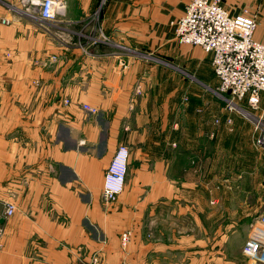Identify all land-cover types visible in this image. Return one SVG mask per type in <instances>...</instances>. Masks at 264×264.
<instances>
[{
  "label": "crops",
  "instance_id": "obj_1",
  "mask_svg": "<svg viewBox=\"0 0 264 264\" xmlns=\"http://www.w3.org/2000/svg\"><path fill=\"white\" fill-rule=\"evenodd\" d=\"M8 1L0 0V264H89L127 231L131 253L145 240L140 250L167 258L181 240L225 253H241L250 238L264 244L251 192L241 199L245 188L264 196V150L254 123L225 105L214 115L212 54L176 39L190 0H65L44 28ZM220 3L230 16L256 17L264 41V0ZM185 93L208 100L186 104ZM120 146L130 150L129 174L108 206L105 175ZM6 202L17 208L9 219Z\"/></svg>",
  "mask_w": 264,
  "mask_h": 264
},
{
  "label": "built area",
  "instance_id": "obj_2",
  "mask_svg": "<svg viewBox=\"0 0 264 264\" xmlns=\"http://www.w3.org/2000/svg\"><path fill=\"white\" fill-rule=\"evenodd\" d=\"M64 1L18 0L16 5H10V10L14 15L44 28L62 14ZM1 23L11 25L9 19H3ZM175 25L179 43L199 46L212 54L213 69L219 81L217 93L223 97L226 110L244 113L245 110L238 106L239 101H247L248 105L259 108L264 93V42L255 39L258 29L256 17L248 11L230 16L220 0H190L185 15ZM253 118L256 146L264 150V116ZM129 158V150L123 146L114 155L106 175V202L115 201L124 191ZM4 208V219L13 217L17 210L16 205L10 202H6ZM258 219L264 226V207ZM127 240L125 235L123 241ZM243 252L252 260L264 264V244L259 240L248 239ZM89 264H102L98 254L92 257Z\"/></svg>",
  "mask_w": 264,
  "mask_h": 264
},
{
  "label": "rangeland",
  "instance_id": "obj_3",
  "mask_svg": "<svg viewBox=\"0 0 264 264\" xmlns=\"http://www.w3.org/2000/svg\"><path fill=\"white\" fill-rule=\"evenodd\" d=\"M8 3H10V5H12V4L16 5L18 3V0H9ZM185 12H186V10H185ZM2 20H1V22H2ZM26 20H28V19H26ZM28 21L32 22L30 20H28ZM11 23H13V21ZM34 24H36V23H34ZM175 32H176V25H175ZM186 45H188V44H186ZM191 46H194V45H191ZM218 86H219V81H218ZM216 91H217V89H216ZM138 92H140V90H138ZM208 95H210V94H208ZM184 96H183L184 97V99H183L184 103L192 104L193 102L199 101V103H201L200 106H202V107H204L203 103L204 102L206 103V101L208 100V96L204 97L203 101H202L201 96L200 97L193 96L191 93H185ZM215 100L216 101H214V103L217 104V108H216L217 110L214 113V115H216V118H218L220 115V112H218V111L220 109L222 110L223 105L226 106V104H225V102H224V104L222 103L223 98H221V96H219L218 94H216ZM246 102L247 101H239L238 102V106L245 110L244 113L239 111V110H236L233 112H230L228 110L227 111H228V113H230L232 115L234 114V112H236L234 114V116L242 117V119H244L243 121L253 124L254 123L253 117L264 116V106H262V100L259 104V108H256V107L254 108V107L248 105ZM65 103L68 104L69 101L65 100ZM86 109H87V111H89L90 113H93V114L97 112L96 109H93L90 107H88ZM217 122H218V120H216V124H218ZM232 125H233L232 120H231V123H229V121H228V126L230 127V129H232L231 128V127H233ZM255 140H256V138H255ZM255 145H256V143H255ZM123 147H126V146H123ZM126 148L129 150L128 147H126ZM129 153H130V150H129ZM129 164H130V158H129ZM108 169H109V167H108ZM108 169H107V171H108ZM128 174H129V167H128V173H127L126 180H125V187H126V183H127V179H128ZM106 175H107V172H106ZM106 175H105V181H106ZM105 181H104V187H105ZM124 191H125V188H124ZM123 192L117 197V199L115 201L106 202L104 200L105 204H107L108 206H112L113 204L117 203L120 196L123 194ZM242 192H243L242 196H241L242 200L247 197L246 194H249V192H251L248 195V199H247L249 201V214L259 215L263 210V204H264V196L262 194V189L245 188L242 190ZM103 199H104V188H103ZM156 210L158 211L159 208H157ZM160 222L162 223V221H160ZM154 223H155L154 225H157V223H159V221H154ZM238 223H239V221H238ZM154 229L155 228H153L151 230V232L149 233L150 235L152 234L149 237V239L153 240V241L155 240V236H156ZM157 229L160 230V227H158ZM125 235L128 237L129 240L124 242L123 237ZM120 238H121V243L118 244V246L115 248L116 250L110 252L109 255L107 254L106 259L102 255L98 254V257L100 258V261L102 264H216V263L217 264H256V263H254V260H252L251 258H249L248 256H246L244 254L243 250L241 253L237 252L236 250H234L233 252H230V253H225L223 251H207V252H205V251H203L204 250L203 248L201 249L202 251H193L191 249H193L195 247L200 248V246L197 245L195 242L193 244H189V243L183 242L182 240L178 244L176 242V236L173 237V234L170 237V239H172L174 241V243L176 242L175 245L178 244L176 246V248L178 247V248H182V249L181 250L178 249L176 251L170 252L168 255V258L166 257V253L164 254L161 251H153V252L149 251V252L145 253L144 250H140L142 247L145 246V240H143L142 243H139L137 245L138 250L131 253L129 251V245H130L129 241H131V239H132V232L131 231H127L125 234H122L120 236ZM195 238H200V237H195ZM147 239H148V237H147ZM220 259H223L222 262L220 261ZM163 260H165V261H163Z\"/></svg>",
  "mask_w": 264,
  "mask_h": 264
},
{
  "label": "water",
  "instance_id": "obj_4",
  "mask_svg": "<svg viewBox=\"0 0 264 264\" xmlns=\"http://www.w3.org/2000/svg\"><path fill=\"white\" fill-rule=\"evenodd\" d=\"M1 223H3V220H1Z\"/></svg>",
  "mask_w": 264,
  "mask_h": 264
}]
</instances>
